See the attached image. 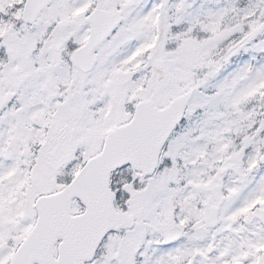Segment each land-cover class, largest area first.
Listing matches in <instances>:
<instances>
[{
	"label": "snow or ice",
	"instance_id": "6c2138e0",
	"mask_svg": "<svg viewBox=\"0 0 264 264\" xmlns=\"http://www.w3.org/2000/svg\"><path fill=\"white\" fill-rule=\"evenodd\" d=\"M0 264H264V0H0Z\"/></svg>",
	"mask_w": 264,
	"mask_h": 264
}]
</instances>
